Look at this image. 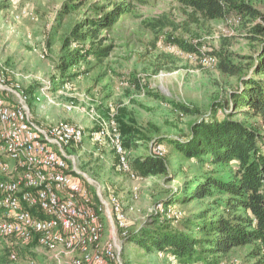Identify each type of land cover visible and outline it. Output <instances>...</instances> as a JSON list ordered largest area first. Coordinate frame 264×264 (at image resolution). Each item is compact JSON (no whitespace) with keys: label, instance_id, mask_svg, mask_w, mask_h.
Returning a JSON list of instances; mask_svg holds the SVG:
<instances>
[{"label":"rangeland","instance_id":"374dc122","mask_svg":"<svg viewBox=\"0 0 264 264\" xmlns=\"http://www.w3.org/2000/svg\"><path fill=\"white\" fill-rule=\"evenodd\" d=\"M122 1L0 0V74L8 85L18 83L29 93L28 102L37 124L70 121L85 127L84 141L66 147V151L77 157L80 175L91 184L93 193L102 186L105 196L110 191L121 198L132 233L144 224L152 226L164 216L156 211L157 204L172 198L178 189L180 198L186 200L168 205L173 209L172 217H196L213 207L214 196L218 195L193 199L191 187L209 172L227 167L187 158L168 138L190 137L192 124L214 111L223 117L230 110L234 118L249 125L261 123L258 117L236 111L231 92L241 84L240 75L219 66L227 61L243 72L249 71V56L255 54L258 44L248 38L247 17L242 16L240 23L228 24L229 19L241 16L236 11L223 18L207 19L183 0H126L132 3V11L99 34L106 39L105 45H113L110 55L103 61L90 56L60 69L61 56L67 53V49L62 50L63 39L72 27L87 18L103 19ZM249 1L264 13V0ZM201 51L215 54L218 64L204 66L199 59L188 56ZM42 89L48 91L52 102H48ZM71 103L74 109L69 111L66 105ZM182 105L192 112L183 110ZM102 117L112 118L123 129L132 127L136 133V145L127 148L136 178L120 166L115 149L92 141L90 130L98 127ZM160 142L168 148L165 158L170 173L144 174L134 166V160L147 155ZM135 185L139 187L137 201L132 199ZM189 188L192 192H186ZM193 233L201 235L197 229ZM0 251L5 256L3 264H26L30 256L40 264H55L51 253L36 242L22 244L18 260H10L7 252ZM252 251L250 244L235 247L215 257V262L254 264ZM121 257L123 264H174L166 253L159 256L157 250L147 251L128 239L123 243Z\"/></svg>","mask_w":264,"mask_h":264},{"label":"trees","instance_id":"16d2710c","mask_svg":"<svg viewBox=\"0 0 264 264\" xmlns=\"http://www.w3.org/2000/svg\"><path fill=\"white\" fill-rule=\"evenodd\" d=\"M183 2L207 19L223 18L233 11L241 14V18H248V38L258 44L255 54L249 56L250 70L243 72L227 61H222L219 66L225 72L240 75L241 84L231 92L236 111L258 117L261 123L249 125L234 118L230 110L223 117H218L214 111L212 115L192 124L190 137L168 138L176 151L187 158L227 167L206 174L191 187L193 192L190 188L186 189V192H192L190 196L193 199L218 197L214 196L211 209L196 217L185 218L183 215L168 218L160 215L164 219L159 220L161 217H158L150 225L152 229L144 224L130 232L127 239L135 241L147 251H162L170 259L173 256L179 264H216L215 257L228 254L235 247L250 244L253 245L254 264H264V13L249 0ZM132 9V3L124 0L107 11L103 19L95 21L87 18L76 23L63 39L62 50L67 49V53L61 56L60 69L65 70L90 56L98 61L108 57L113 45H105L106 39L99 34ZM189 49L195 50L194 47ZM182 109L192 112L185 105H182ZM120 130L125 147H134L137 135L132 127L123 129L122 126ZM165 157L148 152L145 156L137 157L134 166L144 174L169 175ZM173 194L172 198L163 202L165 205L185 202L184 197L180 198L179 194L182 193L179 189ZM194 229L199 230L201 235H194ZM4 257L0 255V264L5 262Z\"/></svg>","mask_w":264,"mask_h":264},{"label":"built area","instance_id":"2783aa9c","mask_svg":"<svg viewBox=\"0 0 264 264\" xmlns=\"http://www.w3.org/2000/svg\"><path fill=\"white\" fill-rule=\"evenodd\" d=\"M241 20L229 19L228 24ZM188 56L204 66L219 62L215 54L204 51ZM42 91L52 102L48 91ZM28 100L29 93L20 84L8 85L0 74V249L10 260H18L19 247L36 242L51 253L55 264H123V243L130 235L128 211L117 194L108 191L105 196L102 186L93 193L80 175L77 157L66 151L84 141L85 127L70 121L39 125ZM66 108L71 111L74 104ZM99 122L90 130L92 141L115 149L120 166L136 178L119 124L105 117ZM150 152L164 157L168 148L160 142ZM132 191L137 201L139 187ZM156 207L172 218V207L163 202ZM25 262L40 264L31 256Z\"/></svg>","mask_w":264,"mask_h":264}]
</instances>
